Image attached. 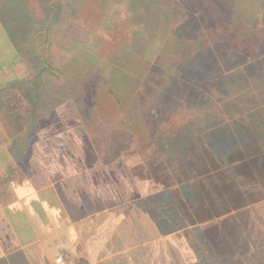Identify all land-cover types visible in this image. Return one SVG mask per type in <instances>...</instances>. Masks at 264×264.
<instances>
[{
	"label": "rangeland",
	"instance_id": "374dc122",
	"mask_svg": "<svg viewBox=\"0 0 264 264\" xmlns=\"http://www.w3.org/2000/svg\"><path fill=\"white\" fill-rule=\"evenodd\" d=\"M151 1L156 3L149 11ZM168 2L172 13L162 16L161 0H11L12 5L4 0L5 13L14 17L13 32L20 33L19 38L7 33L0 22V61L4 59L7 76L0 86V147L11 143L15 150L84 154L98 150L106 156L129 151L132 162L141 152L148 163L158 160L175 177L182 174L179 185L186 199L171 196L169 203L197 223L171 240L167 231L178 227L169 222L174 215L157 208L163 212L154 215L163 216L164 239L155 255L153 244L148 246V264H264L262 92H255V107L242 113L249 121L211 112L213 105L227 103L216 99L219 79L213 83L211 78L217 76L193 74L190 63L168 55L175 53L174 36L183 35L191 50L207 46L206 62L215 61L223 74L244 70L248 60H264V0ZM103 17L110 28L100 24ZM156 20L163 24L150 35L148 28ZM239 40L246 43L241 50L236 48ZM175 63L182 73L172 69ZM255 75L253 88L260 83ZM245 90L249 88L235 95L243 96ZM248 107L242 98L238 109ZM257 109L260 118L255 119ZM118 137L119 145L110 144ZM217 150L234 160L249 155L259 159L253 167L239 168L262 190L243 198L250 208L242 215L230 211L233 189L218 176V165L209 162ZM189 182L198 207L183 191ZM244 186L241 191L250 192ZM221 194L230 205L217 198ZM157 202L165 203V197L158 196ZM200 223L207 233L199 230ZM132 255L125 264H140L139 253Z\"/></svg>",
	"mask_w": 264,
	"mask_h": 264
},
{
	"label": "crops",
	"instance_id": "0c3cea01",
	"mask_svg": "<svg viewBox=\"0 0 264 264\" xmlns=\"http://www.w3.org/2000/svg\"><path fill=\"white\" fill-rule=\"evenodd\" d=\"M3 68L4 59L0 86L7 78ZM129 154L0 147V264H56L59 256L66 264H100L122 256L125 264L136 253L140 264H148V246L153 244L155 255L164 239L157 208L174 209L171 196L186 198L172 169L158 160L148 163L141 152L132 162ZM158 196L165 203H158ZM184 221V228L167 234L171 240L197 227L189 215Z\"/></svg>",
	"mask_w": 264,
	"mask_h": 264
},
{
	"label": "trees",
	"instance_id": "16d2710c",
	"mask_svg": "<svg viewBox=\"0 0 264 264\" xmlns=\"http://www.w3.org/2000/svg\"><path fill=\"white\" fill-rule=\"evenodd\" d=\"M5 1H6L7 5H12L11 0H5ZM161 1L163 2V8L162 9L164 11L162 13V16H166V15L169 16V13H172V10H171L172 7L170 6L168 0H161ZM154 3H156V1H151V3H149V11H150V9H153ZM3 4H4V0L2 1V4H0V22L3 25V27H5L4 24L6 25V27L8 29V30H6L7 33L11 32V33L15 34L17 36V38H19V33H20L19 31L20 30H18V32H19L18 34L13 32L14 17L13 16L11 18L8 17L9 13H5V10L3 9L5 6ZM10 15H12V14H10ZM9 18H10V20H8ZM156 18H157V16H156ZM15 21H16V18H15ZM160 22L159 21L157 22V20H156V21H153L151 23V27L148 28V30H149L148 32H150V35H154L156 30L161 29V28H158L160 26ZM9 23H11V26L9 25ZM101 23H103L104 25H107V27L110 28V25H108L109 24L108 18L103 17L100 20V24ZM162 24L163 23L161 22V25ZM165 26L166 25H164L163 28H165ZM6 27H5V29H6ZM253 30L255 31V29H252V31ZM162 31H164V29ZM11 36L15 37L14 35H11ZM242 36L245 39L247 37L246 34H242ZM17 38H15V39H17ZM12 40H14V39H12ZM174 40L176 41V43H173L172 46H174L175 53L168 54L169 56L174 57V55H179L181 57V59L183 60L182 62L190 63L191 66H189L188 69H191V72L193 74L197 73L199 75L202 72L204 73L207 71V73L208 72L213 73L215 76H217L215 78H213V77L211 78L213 83L216 82L217 79H219L218 82H216V85L218 87V92L216 93V95H217L216 99L222 100V98H224V99L226 98L227 103L225 102V103L219 104V106L215 104V105H213V107L210 108L209 111L216 112L217 114H223L224 113L223 115H226L227 117H231L233 120H236L239 122L249 121L246 117H244L242 115V113L245 112L246 110H251L255 107L254 103H257L256 101H254L255 92L256 91L262 92L261 94L264 97V60H262V59L248 60V61L244 62V64L246 65L244 68L245 71L238 69L235 72H231L230 74H223L222 71L218 69L217 63L215 61L214 62H212V61L206 62L207 61L206 60L207 55H209V49L207 46L200 44L197 47L196 51H194V50H191L188 42L184 39L183 35H175ZM245 44L246 43L244 41L239 40L236 44V48L241 50V48H244ZM210 53H211V51H210ZM175 65H176V67H175ZM172 69H176L178 72H181V73L183 71V70H178L177 63L172 64ZM254 75H255V77L256 76L260 77V78H258V79H260V83L255 88H253V86H251L252 82L250 80L251 78H254L253 77ZM222 76H225V77L222 78ZM254 79H256V78H254ZM246 87H248L249 90H247V91L245 90V92H244L245 95H243V94H242L243 96H240V94L235 95V92L237 90L244 89ZM231 95H235V96H231ZM239 96H240V98H239ZM242 98L247 100L248 106H251V107H248L247 109H243L240 112V110H239L240 108L238 109V107L240 105H242ZM221 105H223V106H221ZM227 106H229V107H227ZM225 107H226L225 110H227L228 112L223 110ZM255 114L257 115L255 117V119L260 118L259 109H257L255 111ZM260 114L262 115V113H260ZM256 123H259V122H256ZM252 124L254 125V127H256V125L254 123H252ZM71 126H73V125H71ZM129 132H131V130H129ZM131 139L132 138L130 136V140ZM122 141H123V138H122ZM119 142H120V137L115 138V139L113 138V140H111L110 144L119 145L118 144ZM27 143H29V141L26 142V145H27ZM26 150H27V148H26ZM93 152H99V151L95 150ZM217 152L218 153L215 155V157L213 159H210L209 162H211L212 165L213 164L218 165V170L220 169V171H219L220 173L218 172L219 173L218 176L224 177L227 180V183L230 184L231 188L233 189L234 198H228L231 202L230 204H233V206H231L230 211L236 210L237 213L242 215V214H244L243 212H245L247 210L246 207L248 206L246 203L242 202L243 198H245V196L250 197L251 196L250 194L251 193L253 194V191L255 194L256 191H259L261 189H259L258 186L256 185L258 182L254 178L246 179L245 176L243 177L242 175H240L239 174V168H241L243 166L253 167V165H257L256 162H258L259 159H257L255 155H253V156L249 155L248 157H246L247 159H245V160L244 159L234 160V158H235L234 155H232L230 153L226 154L224 151H221V150H217ZM262 166L264 168V163L262 164ZM190 167L191 166H189V168ZM181 175L182 174H179L176 176L181 178ZM214 176H216V174L211 175L210 178L214 177ZM245 184L247 185V187H249L250 192H248L246 190H244V192L241 191V188L245 189V186H244ZM182 185H184V183H182ZM188 185L190 186L192 184H190V182H189ZM188 185H187V187H188ZM187 187L183 188V191L186 195L189 196V193L187 191ZM194 188H196V186H194ZM190 195H192V192L190 193ZM196 195H198L197 190H196ZM205 197H207V194L205 195ZM217 198L220 199V201H224L223 204L230 205L229 200H227L226 197L224 198L223 194L217 195ZM246 199L248 200V198H246ZM117 200L121 201V199H119V198H117ZM215 208H217V206L212 204L211 205V211L214 213H216ZM247 208H250V207L248 206ZM162 209L168 213L173 214L174 217L176 216L175 219L178 217V221H176V224L178 225V227L180 229L184 228L187 225V224H185L184 219L181 216L180 212L176 211L172 207H166V205L164 207H162ZM198 227H199V230L201 232H205V233L208 232L207 231L208 227L201 226V225H198ZM184 230L188 231L189 229H184ZM170 231H167V232H170ZM194 236L196 237V241L198 243L200 241L198 233L195 232ZM122 263L124 264V260L122 259V256H117V257L112 258L111 260L110 259L106 260L100 264H122Z\"/></svg>",
	"mask_w": 264,
	"mask_h": 264
},
{
	"label": "built area",
	"instance_id": "2783aa9c",
	"mask_svg": "<svg viewBox=\"0 0 264 264\" xmlns=\"http://www.w3.org/2000/svg\"><path fill=\"white\" fill-rule=\"evenodd\" d=\"M56 264H66V260L63 256H59L55 259Z\"/></svg>",
	"mask_w": 264,
	"mask_h": 264
}]
</instances>
